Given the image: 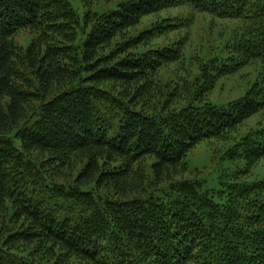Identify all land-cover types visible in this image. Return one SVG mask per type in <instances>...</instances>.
Masks as SVG:
<instances>
[{"label":"trees","instance_id":"trees-1","mask_svg":"<svg viewBox=\"0 0 264 264\" xmlns=\"http://www.w3.org/2000/svg\"><path fill=\"white\" fill-rule=\"evenodd\" d=\"M199 16L225 44L193 48ZM252 118L216 200L187 157ZM263 161L264 0H0V264H264V178L242 181Z\"/></svg>","mask_w":264,"mask_h":264},{"label":"rangeland","instance_id":"rangeland-1","mask_svg":"<svg viewBox=\"0 0 264 264\" xmlns=\"http://www.w3.org/2000/svg\"><path fill=\"white\" fill-rule=\"evenodd\" d=\"M73 7L77 10V12L84 16L89 9H92L96 12H102L114 6L118 0H110L107 3L105 1H96L89 5L85 0H70ZM168 13L177 14L181 13L183 15L187 14V11L184 9H178L171 12H164L162 15H166ZM152 17L146 19L142 24H146V22L152 20ZM212 20V21H211ZM210 17L199 16L194 20V24L191 27V33L193 38V48L202 42L205 46L210 45H221L225 44V39L220 38L219 40H215L218 35L222 32L224 27L227 25L225 21H216L214 22ZM142 24L138 27V30H142L144 25ZM209 26L212 27V31L208 32L207 29ZM33 39V35L29 33L21 34L17 36L16 40L19 45L27 47L31 40ZM214 40V41H213ZM207 49V48H205ZM204 50V49H203ZM219 52L218 50L212 51V54ZM200 55L203 57H207L208 51L204 50L200 52ZM250 74V75H249ZM248 75V76H247ZM256 67L250 66L247 67L244 71H240L235 75L231 76L228 79L221 80L216 89L213 91L212 100L218 106H224L231 99L238 98L245 94L246 90L249 88L252 81L256 79ZM164 80L166 78L163 77ZM256 118H252L248 123L247 127H244L241 131V135L236 139L227 143L223 142H204L201 145L197 146L187 157L190 174L188 173L186 177L196 178L198 181L203 183L204 191H210L213 193V197L216 200H220V192L225 190L224 183H227L231 177L238 172L239 170L245 167V161L241 157L236 158H228L225 155L228 148H230L233 144H235L238 140L241 139V136H245L250 127L256 124ZM264 178V161L257 165L252 173L244 177L242 181L254 182L258 179ZM224 196V194H223Z\"/></svg>","mask_w":264,"mask_h":264}]
</instances>
